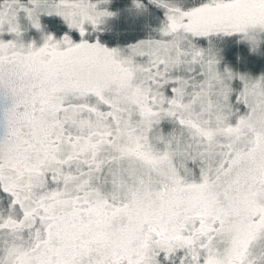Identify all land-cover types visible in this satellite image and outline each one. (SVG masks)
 Segmentation results:
<instances>
[{
  "label": "snow or ice",
  "instance_id": "1",
  "mask_svg": "<svg viewBox=\"0 0 264 264\" xmlns=\"http://www.w3.org/2000/svg\"><path fill=\"white\" fill-rule=\"evenodd\" d=\"M150 2L110 48L108 0H0V264H264V73L222 63L264 0ZM44 14L68 31L26 43Z\"/></svg>",
  "mask_w": 264,
  "mask_h": 264
},
{
  "label": "trees",
  "instance_id": "2",
  "mask_svg": "<svg viewBox=\"0 0 264 264\" xmlns=\"http://www.w3.org/2000/svg\"><path fill=\"white\" fill-rule=\"evenodd\" d=\"M143 3L144 7L137 9L133 6V0H108L107 5L103 6L114 15L105 18L95 35L110 48H126L137 41L155 36V30L164 18V10L150 0H143ZM49 21L45 27L41 26L46 34L59 36L68 31L66 24L59 18L51 16ZM30 35L35 37L32 31ZM238 40V37L225 39L222 63L234 71L253 76L264 73V44L253 51L246 41Z\"/></svg>",
  "mask_w": 264,
  "mask_h": 264
},
{
  "label": "rangeland",
  "instance_id": "3",
  "mask_svg": "<svg viewBox=\"0 0 264 264\" xmlns=\"http://www.w3.org/2000/svg\"><path fill=\"white\" fill-rule=\"evenodd\" d=\"M55 17H57V18H59L60 20H62V18H60V17H58V16H55ZM50 18H51V16H48V15H46V14H44V15H41L40 16V23H41V26H46L47 24H49V20H50ZM63 21V20H62ZM21 22H22V24H23V26H24V29H25V31H24V35H23V39H24V41L26 42V43H34L37 47H39V46H42V44H43V42H44V39H45V37L46 36H48V35H51V34H46L44 31H43V29H42V27L40 28V29H36V28H34V27H32L31 26V24L27 21V20H25V19H21ZM64 22V21H63ZM65 23V22H64ZM33 32V34L35 35V37H33V36H31L30 35V32ZM63 34V33H62ZM62 34H60L59 36H55L57 39H59L60 37H61V35ZM74 35V37L75 36H77L78 34L77 33H75V34H73ZM232 37H238V36H232ZM226 38H229V37H226ZM225 38V39H226ZM239 38V37H238ZM237 84H239V81H237L236 82ZM2 105H0V109H2ZM161 127H163L164 128V130L165 131H168V130H170L172 127H173V125H172V123L169 121V120H164V121H162L161 122ZM5 134V127H4V124L2 123V122H0V137H3V135Z\"/></svg>",
  "mask_w": 264,
  "mask_h": 264
}]
</instances>
